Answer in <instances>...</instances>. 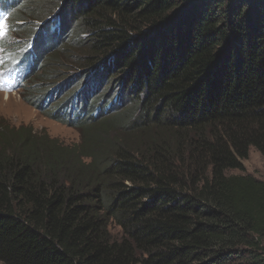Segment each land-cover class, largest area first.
I'll return each instance as SVG.
<instances>
[{"label":"trees","instance_id":"trees-1","mask_svg":"<svg viewBox=\"0 0 264 264\" xmlns=\"http://www.w3.org/2000/svg\"><path fill=\"white\" fill-rule=\"evenodd\" d=\"M2 1L23 100L68 53L83 92L70 144L0 119V263L264 264V180L228 173L264 157V0Z\"/></svg>","mask_w":264,"mask_h":264},{"label":"rangeland","instance_id":"rangeland-1","mask_svg":"<svg viewBox=\"0 0 264 264\" xmlns=\"http://www.w3.org/2000/svg\"><path fill=\"white\" fill-rule=\"evenodd\" d=\"M0 7L2 6L0 5ZM3 16H4L3 14H0V21L2 20L0 22V24L2 23L0 30V40L4 36H7L9 43L7 50H10V54H13L14 51L15 53L20 52L21 51L20 46H22L23 44L22 43L23 39L26 40V36L23 35V32L14 34L12 31H8V25L6 24V22H4L5 17L3 18ZM30 17L32 18H30L29 21L26 23V28H29L30 26L36 27L37 25L41 24L43 21L41 18L36 19L34 18V16H30ZM76 51L79 52L82 51V49L78 48L76 50L75 49L72 50V52L74 53H76ZM6 52L1 54V49H0V119L5 120L6 122L16 126H19L21 124L30 125L34 131L36 132L45 131L46 133L49 134L50 137H56L66 144H70L78 141L79 132L76 128L62 121L58 113H57L58 119L52 118L48 114V112H52V108L48 106L47 109H40L34 107L32 104L26 103L22 98L21 94L26 93L27 92L26 90L23 91V89L21 90L18 88L15 89V87L14 88L10 87L11 83H13L14 76H11L9 79L5 80L4 77H2V73H1L3 72V67L1 68V64L3 60L1 61V58H3L5 54L7 58H9V55ZM14 56L15 55L13 54L10 58V62L13 64L17 63V61H14V59L17 57ZM69 56L70 53L64 54V56H59L58 58L59 60L57 61V63H61L63 67L61 77H59L58 79H54L55 84L53 86H47L45 84L46 90L54 88L53 96L51 100L48 101V105L56 106L57 110L60 102L65 101L68 98V94L66 92L68 91L67 88L73 86V89L79 92L80 98L83 92L82 89L76 88V86L73 83H69L66 87H64L65 81L63 80L60 81V79L63 76H67L68 74L72 73L73 66L70 64L72 62L70 59H68ZM6 64L7 67L9 68L10 63L6 62ZM59 85H61L62 87ZM8 87H10V89H7ZM96 102L97 103L104 102L105 105L108 103L105 99L100 97V95L97 96ZM242 163H243V170L232 169L229 170L228 173L250 174L258 179L264 180V157L257 149H255L254 147H250L248 151V157L245 160H243ZM110 231L112 232V234H116V235L119 234L118 228L116 227H111Z\"/></svg>","mask_w":264,"mask_h":264},{"label":"clouds","instance_id":"clouds-1","mask_svg":"<svg viewBox=\"0 0 264 264\" xmlns=\"http://www.w3.org/2000/svg\"><path fill=\"white\" fill-rule=\"evenodd\" d=\"M0 5L2 6V7H0V14L4 15L3 16V18L5 17L4 22H6V24L8 25L10 8L2 0H0ZM1 24H0V30H1ZM8 31L13 32L12 29H10ZM22 43H23L22 46H20L21 51L16 52V53L14 51V53H13L15 55L14 57H17L14 59V61H17V63L13 64L10 62V58L13 54H10V50H7L8 49L7 47L9 45L8 37L4 36L0 40L1 54L5 53L7 51L6 53H8V55H9V58H7L6 54L3 56V58H1V61L3 60L2 64H1V68L3 67V72H1L2 77H4V79L6 80V79H9L11 76H14L13 77V83H11L10 87L11 88L15 87V89L18 88L21 90L23 89L22 85H23L24 81H29V77L32 76V73H33L32 68H33V65H35V63H36L35 53L33 52L34 38L30 36L26 40H23ZM29 59L31 61L28 64ZM6 62L10 63L9 68L7 67ZM59 86H61V85H59ZM10 87H8L7 89H10ZM47 91L48 92L44 93L45 96H42V97L36 96L33 98L34 102L32 103V105L34 107H37L40 109H47V106H48V107L52 108V112H48V114L52 118L58 119L57 118V113H58L60 118L62 119V121L66 122V123L68 120H72V118H74L76 115L78 116L80 114V108L77 110L80 98L74 97V95H72V97L70 98V101H67V102H66V100L61 101L59 106H58V110H57L56 106L48 105V101H50L52 96H53L54 88L48 89ZM56 94H57V92H56ZM77 94L80 97L79 92H77ZM81 98H82V96H81Z\"/></svg>","mask_w":264,"mask_h":264},{"label":"bare ground","instance_id":"bare-ground-1","mask_svg":"<svg viewBox=\"0 0 264 264\" xmlns=\"http://www.w3.org/2000/svg\"><path fill=\"white\" fill-rule=\"evenodd\" d=\"M8 97V96H7Z\"/></svg>","mask_w":264,"mask_h":264}]
</instances>
